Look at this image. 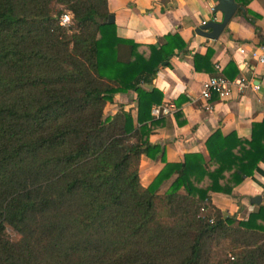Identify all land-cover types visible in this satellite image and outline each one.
<instances>
[{
	"label": "trees",
	"instance_id": "trees-1",
	"mask_svg": "<svg viewBox=\"0 0 264 264\" xmlns=\"http://www.w3.org/2000/svg\"><path fill=\"white\" fill-rule=\"evenodd\" d=\"M251 1L235 0L250 20ZM109 16L107 0H0V264H264V203L238 220L211 199L262 173L264 120L249 140L215 131L208 161H164L144 187L141 158L161 153L150 138L167 124L146 86L187 44H136ZM211 57L195 54L194 70L235 82L236 65L218 72ZM128 92L136 108L106 115Z\"/></svg>",
	"mask_w": 264,
	"mask_h": 264
},
{
	"label": "crops",
	"instance_id": "crops-1",
	"mask_svg": "<svg viewBox=\"0 0 264 264\" xmlns=\"http://www.w3.org/2000/svg\"><path fill=\"white\" fill-rule=\"evenodd\" d=\"M216 5V0H107L119 37L140 45L158 46L168 34H178L187 44L168 65L164 63L157 70L151 85L152 89L161 91L162 103L174 102L180 96L188 101L180 108L179 123L174 116L163 118L167 124L163 123L151 136L150 142L160 147L162 155L141 158L140 177L144 187L153 182L164 161L178 163L185 154H200L208 161L205 142L215 131L223 136L235 133L249 140L252 124L264 120V64L259 63V58L264 57V0H252L248 4L252 20L237 4L241 9L235 12L217 40L198 36L195 31L203 23L222 20L221 13H213ZM208 49L212 50L211 64L215 69L219 67L218 72L232 61L239 70L236 81L247 79L258 89L250 86L240 92L233 87L228 97L213 96L206 110V103L198 97L203 82L210 76L194 70L193 56L205 55ZM121 104L135 109L136 94H117L114 103L107 105L106 115L115 114ZM259 167L262 173L255 172L254 179H246L230 195L212 193V202L224 212L237 214L238 220L246 219L264 203V162ZM173 179L162 185L160 193L167 191ZM257 197L261 198L258 206L251 203Z\"/></svg>",
	"mask_w": 264,
	"mask_h": 264
},
{
	"label": "built area",
	"instance_id": "built-area-1",
	"mask_svg": "<svg viewBox=\"0 0 264 264\" xmlns=\"http://www.w3.org/2000/svg\"><path fill=\"white\" fill-rule=\"evenodd\" d=\"M68 23L69 17L63 15L60 19V25L65 26ZM253 57H257V54L253 53ZM259 63L264 64V57L261 56L259 58ZM216 69L219 70V67L216 66ZM250 86L254 89H258L257 86H254L253 83L247 79L230 82L223 77H208L202 84L198 100L206 103L205 109L209 110L207 103L213 96L219 98L228 97L230 96L233 87H236L240 92H243ZM179 110L180 108L177 107L174 102L161 103L152 107L151 117L155 120L160 118H172Z\"/></svg>",
	"mask_w": 264,
	"mask_h": 264
},
{
	"label": "water",
	"instance_id": "water-1",
	"mask_svg": "<svg viewBox=\"0 0 264 264\" xmlns=\"http://www.w3.org/2000/svg\"><path fill=\"white\" fill-rule=\"evenodd\" d=\"M217 5L213 8V13H221L222 20L220 22L216 21H208L205 24L201 25L196 29L195 33L209 40H217L221 33L224 31L228 22L234 16L235 12L238 9H241L235 2V0H216ZM108 25L114 24V17L110 15L107 20ZM148 88L152 89L153 86L147 85ZM261 202V198L257 197L254 200H251V203L254 205H259Z\"/></svg>",
	"mask_w": 264,
	"mask_h": 264
},
{
	"label": "rangeland",
	"instance_id": "rangeland-1",
	"mask_svg": "<svg viewBox=\"0 0 264 264\" xmlns=\"http://www.w3.org/2000/svg\"><path fill=\"white\" fill-rule=\"evenodd\" d=\"M9 234L11 235L12 238H16V235L13 234L12 232L9 231Z\"/></svg>",
	"mask_w": 264,
	"mask_h": 264
}]
</instances>
